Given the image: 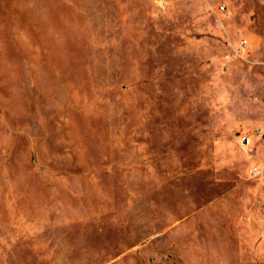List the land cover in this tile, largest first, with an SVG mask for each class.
<instances>
[{
	"label": "rangeland",
	"instance_id": "374dc122",
	"mask_svg": "<svg viewBox=\"0 0 264 264\" xmlns=\"http://www.w3.org/2000/svg\"><path fill=\"white\" fill-rule=\"evenodd\" d=\"M0 264H264V0H0Z\"/></svg>",
	"mask_w": 264,
	"mask_h": 264
},
{
	"label": "built area",
	"instance_id": "2783aa9c",
	"mask_svg": "<svg viewBox=\"0 0 264 264\" xmlns=\"http://www.w3.org/2000/svg\"><path fill=\"white\" fill-rule=\"evenodd\" d=\"M244 144H250V141L249 140H244ZM261 173V169L260 167L258 166H255L253 169H252V175L256 176V175H259Z\"/></svg>",
	"mask_w": 264,
	"mask_h": 264
}]
</instances>
